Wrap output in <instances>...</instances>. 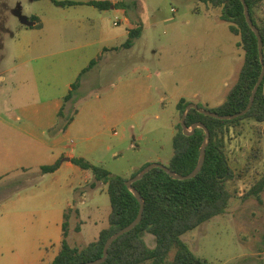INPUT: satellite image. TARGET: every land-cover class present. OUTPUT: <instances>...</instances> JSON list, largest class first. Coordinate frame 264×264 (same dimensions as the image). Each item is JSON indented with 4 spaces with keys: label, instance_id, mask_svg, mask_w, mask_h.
<instances>
[{
    "label": "crops",
    "instance_id": "1",
    "mask_svg": "<svg viewBox=\"0 0 264 264\" xmlns=\"http://www.w3.org/2000/svg\"><path fill=\"white\" fill-rule=\"evenodd\" d=\"M71 1L78 3L51 1L60 10H52L51 17L42 14L39 23L20 8L18 13L9 8L19 17L16 32L4 22L10 40L1 38L0 61L8 54L13 63L0 71V264L52 261L62 242L65 210L68 221L76 222L83 199L106 192L105 183L71 158L109 170L123 158L122 143L131 139L127 147L144 141L157 149L139 169L161 162L180 121L177 103L184 99L217 107L244 61L239 36L219 12L212 18L206 6L203 12L189 7L185 15L156 18L159 8L112 5L100 10L87 0ZM58 11L65 15L59 17ZM256 15L264 19L259 11ZM116 18L121 23L115 24ZM160 27L165 28L161 33ZM136 29L137 36L124 47ZM62 105L66 115L75 111L64 129L57 128ZM55 162L54 171H40ZM93 208L99 210V204ZM72 230L80 226L74 223Z\"/></svg>",
    "mask_w": 264,
    "mask_h": 264
},
{
    "label": "trees",
    "instance_id": "2",
    "mask_svg": "<svg viewBox=\"0 0 264 264\" xmlns=\"http://www.w3.org/2000/svg\"><path fill=\"white\" fill-rule=\"evenodd\" d=\"M51 1L62 6L78 3L71 0ZM196 1L207 8L221 10L220 19L228 22L230 30L239 36L237 45L244 51L242 67L225 100L217 107L207 109L221 115L240 112L247 106L252 88L261 71L256 36L245 20L240 0ZM245 2L251 20L261 35L264 63V19L256 15V11L264 13V1L245 0ZM87 3L100 10L123 4L122 2L115 4L110 0H87ZM5 11L7 12V7ZM193 11H199L197 4ZM1 15L2 12L0 19ZM0 30L3 34L7 32L4 22L0 23ZM138 32V29L131 30L123 46H130ZM95 62V60L91 61L82 73L90 69ZM80 78L81 74L72 83L68 94L64 96V103L71 99ZM187 104L188 102L184 99L177 103L179 118ZM74 113L75 111L69 115L64 114L62 105V110L59 112L61 119L57 128L64 129L72 120ZM246 118L258 124L264 123V77L257 88L251 107L242 116L218 119L202 114L195 108L188 110L185 117L186 127L189 128L194 123L200 122L209 131L202 167L194 177L184 180L171 177L161 168H152L142 178L133 182L132 186L139 192L144 203L142 217L131 230L120 235L109 245L107 256L101 264H211L206 258L195 255L182 241L181 235L214 216L224 213L229 206L232 192L228 188V182L234 178V173L225 148L231 133H238ZM255 129L258 136L250 148L247 164L256 163L263 156L260 128L257 126ZM204 136L205 132L200 127H195L193 133L185 135L179 121L175 125L172 138V155L164 164L168 170L182 175L191 172L197 164ZM71 162L81 169L90 170L96 181L106 184L110 203L108 225L99 231L95 240L82 247L71 246L67 242L68 210L66 209L62 223V242L57 255L46 264H79L100 258L106 239L129 224L137 216L140 207L137 198L126 187L125 181L134 176L143 166L126 178L112 174L103 165L92 164L83 158L73 157ZM58 166L59 162L44 165L40 167V171L52 172ZM263 189L264 173L250 185L243 197L253 195L258 198ZM145 232L154 236V247L147 246L143 239ZM172 248L174 253L170 258Z\"/></svg>",
    "mask_w": 264,
    "mask_h": 264
},
{
    "label": "rangeland",
    "instance_id": "3",
    "mask_svg": "<svg viewBox=\"0 0 264 264\" xmlns=\"http://www.w3.org/2000/svg\"><path fill=\"white\" fill-rule=\"evenodd\" d=\"M194 4H197L200 11H204V5L197 3L196 0H136L135 3L132 1L127 2V4L123 2L118 8L125 7V5L130 10H134L136 5L147 8L149 11L152 8H159L154 12L156 18L161 14L163 17L171 18L176 14L185 15L186 12L189 13L188 8L194 7ZM6 7L7 12L5 11ZM9 8L14 9L16 13L20 8V13L38 23L42 14L51 17L52 10H60V7H56L49 0H0V13L2 12L0 23L5 22L12 32H16L21 24L18 16L11 12L8 13ZM48 8L50 11L47 10ZM171 8L176 9L177 13H171ZM58 12L59 17L65 15L61 11ZM218 12L221 13L219 8H210L208 11L212 18L214 13ZM115 21L116 23L120 22L119 18H116ZM164 29V27H160L159 32H163ZM2 34L3 31L0 30V41L1 38L5 37V42H8L10 37ZM6 48L10 50L8 46ZM12 63L9 55L6 54V57L0 61V71L10 67ZM257 126L260 128L262 136L263 156L256 163L247 164L250 148L258 136L255 129ZM236 133H231L225 148L230 159V167L234 173V178L228 182V188L232 192L229 206L224 213L214 216L182 234L181 239L195 255L206 258L211 264H264V189L258 198L253 195L243 197L250 185L264 173V123L257 125L252 119L246 118L240 131ZM131 142L133 140L130 139V141L127 140L122 143L123 158L115 161L116 165L114 166L113 163L110 164L109 170L113 174L126 178L130 177L139 169L141 162L157 151L155 144L145 142L144 145V141H135V148L127 147ZM172 152L173 149L170 144L161 152L163 160L157 163L164 164ZM131 167L134 169L132 170ZM83 200L84 202L80 205L81 215L78 220L76 222L68 221L67 242L71 246L82 247L86 245L96 239L98 231L108 224L107 213L110 209V203L106 192L101 191L96 197L87 196ZM95 203L99 204V210L93 208ZM74 223L80 226V231L72 230ZM143 239L148 247L155 246V238L152 234L145 232ZM173 253L174 249L172 248L170 258Z\"/></svg>",
    "mask_w": 264,
    "mask_h": 264
},
{
    "label": "water",
    "instance_id": "4",
    "mask_svg": "<svg viewBox=\"0 0 264 264\" xmlns=\"http://www.w3.org/2000/svg\"><path fill=\"white\" fill-rule=\"evenodd\" d=\"M240 1H241L242 5H243V12H244L245 20H246L248 26L250 27V29L253 31V33L256 36L258 56H259V61L261 63V71H260V74H259V76H258L253 88H252V91H251L247 106L244 108V110H242L240 112H237V113H234V114H230V115H221V114H218L216 112L210 111V110H208L206 108L198 107V106H196L193 103H188L186 105V107H185L184 113L180 117V125H181L183 133L185 135H189V134L193 133L195 127H200L205 132L204 141L202 142V144L200 146L199 158H198L197 164L194 167V169L191 172H189L188 174L182 175V174H178V173H175L173 171L168 170V168L164 164L157 163V162H151V163L146 164L145 166H143L134 176L128 178L125 181V185L134 194V196L137 198V200H138V202L140 204L137 216L129 224H127L123 228L119 229L118 231H116L115 233H113L112 235H110L106 239V241L104 242V245H103V249H102V256L100 258H98L96 260L88 261V262H82V263H79V264H101L105 260V258L107 256V249H108L109 245L116 238H118L120 235H122V234L128 232L129 230H131L140 221V219L142 217L144 203H143L142 197L140 196L139 192L132 186L133 182H135V181L139 180L140 178H142L143 175L145 173H147L152 168H161L167 174H169L171 177H173L175 179H180V180H184V179H188V178L194 177L198 173V171L202 167V164H203L204 159H205V147H206L207 142H208L209 131L206 128V126H204L200 122L194 123L192 126H190V128L188 130V128L186 127V124H185V117H186V114H187V112H188V110L190 108H195L200 113L208 115V116H211V117H214V118H218V119H233L235 117L242 116L251 107L253 99H254V96H255V93L257 91V88L260 85V83H261V81H262V79L264 77L263 42H262L261 35H260V32H259L258 28L253 24V22L251 20V17H250L249 11H248V6H247L245 0H240Z\"/></svg>",
    "mask_w": 264,
    "mask_h": 264
},
{
    "label": "built area",
    "instance_id": "5",
    "mask_svg": "<svg viewBox=\"0 0 264 264\" xmlns=\"http://www.w3.org/2000/svg\"><path fill=\"white\" fill-rule=\"evenodd\" d=\"M171 11H174V8H171ZM116 24V22H114Z\"/></svg>",
    "mask_w": 264,
    "mask_h": 264
}]
</instances>
